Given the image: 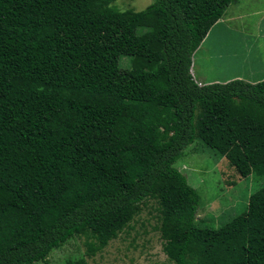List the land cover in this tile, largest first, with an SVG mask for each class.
<instances>
[{
	"label": "trees",
	"instance_id": "1",
	"mask_svg": "<svg viewBox=\"0 0 264 264\" xmlns=\"http://www.w3.org/2000/svg\"><path fill=\"white\" fill-rule=\"evenodd\" d=\"M111 1L0 0V264L72 236L93 255L148 197L173 264H264V77L190 71L232 0ZM192 142L263 178L217 228L193 223L197 192L173 166Z\"/></svg>",
	"mask_w": 264,
	"mask_h": 264
},
{
	"label": "rangeland",
	"instance_id": "2",
	"mask_svg": "<svg viewBox=\"0 0 264 264\" xmlns=\"http://www.w3.org/2000/svg\"><path fill=\"white\" fill-rule=\"evenodd\" d=\"M150 1L112 0L111 3L119 10L129 8L138 11ZM247 9V4L243 2L239 6H231L229 19L238 13L246 12ZM233 23H214L199 44L190 67L197 82L198 75L201 76L200 79L208 81L212 77L224 79L235 75L245 76L249 68H255L252 63H245V58L241 56L244 49L243 32ZM234 51L237 54L232 58V63L220 61L230 54L234 55L224 52ZM128 65L127 58L120 60V67ZM204 148L202 150L196 142H192L182 150L181 156L174 161L173 166L197 192L198 206L193 223L198 227L217 228L244 210L248 196L262 187L263 178L253 173L240 176L223 156L205 146ZM158 224L156 202L148 197L140 203V210L116 236L93 255L85 254L82 237L72 236L57 248L50 250L45 261L33 264H65L80 258L85 264H173L161 250L162 240L157 229Z\"/></svg>",
	"mask_w": 264,
	"mask_h": 264
},
{
	"label": "crops",
	"instance_id": "3",
	"mask_svg": "<svg viewBox=\"0 0 264 264\" xmlns=\"http://www.w3.org/2000/svg\"><path fill=\"white\" fill-rule=\"evenodd\" d=\"M231 2L228 4L230 6H226L222 15L215 21V23L220 22L222 24L227 23L228 21H232L233 23L235 20H239L237 23L233 24L243 32L244 49L242 50L241 56L245 58V63H252V66H255V68H249L245 76L235 75L224 79L214 78L211 81L224 82L237 78L249 83H255L264 77V0H252V2L247 0H232ZM242 2L247 4V11L238 13L233 18L229 19V16L232 13L230 11L231 6H239V4ZM251 39L253 40V43L251 42ZM258 48L259 50H257ZM196 52H198V49ZM224 53H234V55L230 54L227 57L220 59V61H225L226 63H232V58H235V54H237L235 51ZM220 64L222 65V62ZM198 77L201 76L198 75ZM199 80L201 79L199 78Z\"/></svg>",
	"mask_w": 264,
	"mask_h": 264
}]
</instances>
